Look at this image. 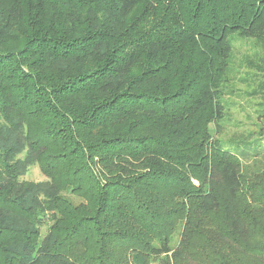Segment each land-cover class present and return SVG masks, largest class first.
Returning a JSON list of instances; mask_svg holds the SVG:
<instances>
[{
	"label": "trees",
	"instance_id": "1",
	"mask_svg": "<svg viewBox=\"0 0 264 264\" xmlns=\"http://www.w3.org/2000/svg\"><path fill=\"white\" fill-rule=\"evenodd\" d=\"M236 40L264 78V0H0V264H264Z\"/></svg>",
	"mask_w": 264,
	"mask_h": 264
},
{
	"label": "rangeland",
	"instance_id": "2",
	"mask_svg": "<svg viewBox=\"0 0 264 264\" xmlns=\"http://www.w3.org/2000/svg\"><path fill=\"white\" fill-rule=\"evenodd\" d=\"M254 44L251 41H235V71L239 70V74L234 79L229 90L225 95V101L227 103V115L222 121L223 125V138H232L239 136L242 133L255 130L254 123L247 120V115L252 112V108H256V103L262 101L261 97H251L250 93L259 88L261 83L264 82V78H253L248 80L244 68L240 65L245 64V60L248 57H253ZM258 52V51H257ZM215 127L212 126V130ZM29 181H41L44 179L40 169L36 166L33 167L30 173L25 177Z\"/></svg>",
	"mask_w": 264,
	"mask_h": 264
}]
</instances>
